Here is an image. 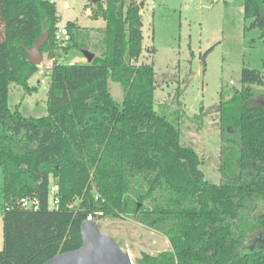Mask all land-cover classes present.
Wrapping results in <instances>:
<instances>
[{"label":"trees","instance_id":"obj_1","mask_svg":"<svg viewBox=\"0 0 264 264\" xmlns=\"http://www.w3.org/2000/svg\"><path fill=\"white\" fill-rule=\"evenodd\" d=\"M242 1L244 17L263 31L264 0ZM88 2L90 18L104 22L98 54L75 22L64 26L66 45L55 43L53 1L0 0V264H44L77 250L81 223L107 216L132 217L169 242V250L142 252L135 264H264V104L254 103L252 90L264 87V73L242 69L241 89L219 101V184L209 183L178 127L155 110L152 65L136 64L140 4ZM46 32L40 51L54 60L47 115L25 118L7 103L9 85L30 92L38 67L25 49ZM75 50L92 60L71 63ZM109 80L122 88L120 104ZM22 198L37 199L38 209L22 208Z\"/></svg>","mask_w":264,"mask_h":264},{"label":"rangeland","instance_id":"obj_2","mask_svg":"<svg viewBox=\"0 0 264 264\" xmlns=\"http://www.w3.org/2000/svg\"><path fill=\"white\" fill-rule=\"evenodd\" d=\"M134 1L144 4L142 51L136 64L153 67L155 110L178 127L180 144L196 152L205 181L219 184V101L241 89L242 69L264 73V32L251 27L252 18L244 17L242 0L216 4L207 0ZM53 2L59 17L58 29L67 22H75L88 34L86 30L93 27L86 10L88 0ZM94 30L92 36L88 34L87 41L93 44L89 48L98 54L102 35L99 28ZM70 55L78 56L81 64L87 63L84 52L75 50ZM53 62V58L43 55L38 72L28 80L29 93L16 84L9 85L7 103L12 112L18 111L25 118L47 115L49 71ZM107 86L113 100L120 104L123 99L120 84L109 80ZM177 90L179 113L173 105ZM252 90L256 94L254 103L264 104V87L252 86ZM196 116L201 119L197 120ZM2 183L0 172V190ZM94 221L101 233L129 253L133 264L142 252L156 255L170 249L166 237L132 217L107 216ZM2 243L0 198V250Z\"/></svg>","mask_w":264,"mask_h":264},{"label":"water","instance_id":"obj_3","mask_svg":"<svg viewBox=\"0 0 264 264\" xmlns=\"http://www.w3.org/2000/svg\"><path fill=\"white\" fill-rule=\"evenodd\" d=\"M98 1L100 0H90L92 4ZM47 38L46 32L31 48L25 49L28 63L37 67L42 63L43 56L40 50ZM84 56L87 62L93 58L87 52H84ZM80 235L82 245L79 249L57 254L44 264H133L129 253L121 250L110 236L101 233L93 219L88 218L81 223Z\"/></svg>","mask_w":264,"mask_h":264},{"label":"built area","instance_id":"obj_4","mask_svg":"<svg viewBox=\"0 0 264 264\" xmlns=\"http://www.w3.org/2000/svg\"><path fill=\"white\" fill-rule=\"evenodd\" d=\"M51 1H54V0H51ZM207 1L210 2L211 4H216V3H230L236 0H207ZM54 41L59 46L63 47L66 45L67 33L64 27L57 29V31L55 32ZM56 193H57L56 187L52 186L50 188V196H51L50 208L51 209H56L59 204V199L55 196ZM19 203L22 208L27 209V210H33V211H36L39 205L37 199L35 198L33 199L22 198ZM88 218H91V217H88Z\"/></svg>","mask_w":264,"mask_h":264},{"label":"crops","instance_id":"obj_5","mask_svg":"<svg viewBox=\"0 0 264 264\" xmlns=\"http://www.w3.org/2000/svg\"><path fill=\"white\" fill-rule=\"evenodd\" d=\"M140 4H142V7H143L144 4L142 2ZM86 10H87L88 16L90 17L91 16L90 10L89 9H86ZM90 23L93 25V27L88 28L89 34H91V36L95 33L94 28L102 29L104 27V22L101 20L94 21L91 19ZM72 61L77 63L79 61L78 56L76 57L73 56Z\"/></svg>","mask_w":264,"mask_h":264}]
</instances>
